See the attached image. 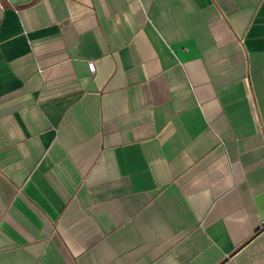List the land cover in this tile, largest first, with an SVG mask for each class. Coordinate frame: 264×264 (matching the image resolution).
<instances>
[{
	"label": "crops",
	"instance_id": "1",
	"mask_svg": "<svg viewBox=\"0 0 264 264\" xmlns=\"http://www.w3.org/2000/svg\"><path fill=\"white\" fill-rule=\"evenodd\" d=\"M0 264H264V0H0Z\"/></svg>",
	"mask_w": 264,
	"mask_h": 264
},
{
	"label": "built area",
	"instance_id": "2",
	"mask_svg": "<svg viewBox=\"0 0 264 264\" xmlns=\"http://www.w3.org/2000/svg\"><path fill=\"white\" fill-rule=\"evenodd\" d=\"M90 68H91L92 71H94V66H93V64H90Z\"/></svg>",
	"mask_w": 264,
	"mask_h": 264
}]
</instances>
